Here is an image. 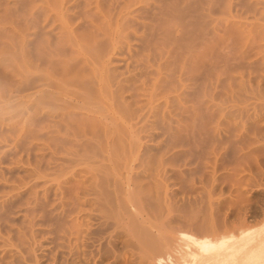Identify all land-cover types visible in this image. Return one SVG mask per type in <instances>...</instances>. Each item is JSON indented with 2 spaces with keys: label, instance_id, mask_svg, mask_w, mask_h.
<instances>
[{
  "label": "bare ground",
  "instance_id": "1",
  "mask_svg": "<svg viewBox=\"0 0 264 264\" xmlns=\"http://www.w3.org/2000/svg\"><path fill=\"white\" fill-rule=\"evenodd\" d=\"M262 2L0 0V143L11 139L28 166L22 184L0 194V223L10 225L14 238L0 234L9 246L2 252L37 261L44 245L39 225L59 232L68 246L86 237L95 216L100 224H127L137 250L160 264L171 201L165 134L176 142L180 123L197 129L208 114L209 87L257 97L251 82L264 47ZM42 109L62 123L39 140L47 121ZM172 109L190 112L187 123ZM215 249L213 264L260 257L253 249Z\"/></svg>",
  "mask_w": 264,
  "mask_h": 264
},
{
  "label": "rangeland",
  "instance_id": "2",
  "mask_svg": "<svg viewBox=\"0 0 264 264\" xmlns=\"http://www.w3.org/2000/svg\"><path fill=\"white\" fill-rule=\"evenodd\" d=\"M239 11L244 17L247 15L243 9ZM263 49L264 47H261L259 50L261 55H257L258 59L261 58L260 67L256 70L257 78L251 82L249 80L251 75L246 71L243 72V78L247 79H244L245 82L248 81L246 86L247 84L249 86V81L257 85L258 94L255 99L249 93H238L235 88L209 87L211 100H204L208 114L204 116V120L198 121L197 129L192 132L193 129L187 128V125L185 130L184 123H180L178 125L181 127L180 139L176 142L165 134L167 137L164 138L165 141L171 143L169 147L167 145L164 147V171L170 188L168 192L171 201L168 200L164 208V245L163 252L159 256L160 264H199V262L213 264L214 258L211 259L209 256L217 247V252L233 251L234 248V251L245 250L247 253L252 249L256 250L254 252H258L256 254L260 256L258 259L237 258L233 262L264 264V61L262 60L264 53L261 52ZM254 54L250 53V58L254 59ZM185 104L184 108H191L193 101H186ZM186 109L183 110L187 111ZM42 110L41 116L46 109L43 112ZM174 111L172 109L173 118L178 115L179 120L182 116V122L189 120L187 115L189 116L190 112L180 113L182 111L177 110L182 114L180 115ZM47 113L43 114V120L47 121L44 122V127L41 124L42 128H39L37 137L39 140L53 132L59 122L62 123L57 119L58 117H53V122L52 116L49 117ZM172 122L173 125L176 124L174 119ZM3 140L0 143V194L11 193L12 187L22 184V177L28 170L27 154L13 151L10 145L11 139H8V142ZM94 217L89 232L86 230L83 233H88L86 237L84 235L81 241L77 240L78 244L72 239L68 241L67 244L70 243L68 246L66 238L63 237L65 243L59 240L62 239L60 235L58 238L59 232L54 233V230L49 229V225L39 222L42 230L39 238L42 237L44 245L42 250L36 251L37 261H32L34 258L29 256H26L29 261L24 260L25 263L20 262L21 258L16 259L18 255L15 259L10 258L11 253L2 252L3 249L8 250L9 246L0 240V248L3 245L0 252L4 254L0 253V264L152 263L149 252L140 253L141 251L137 250L135 243L127 235V224L117 225L113 220H110L108 225L100 224ZM199 223L205 224L209 229L206 228V231L198 229ZM195 224H198L197 227ZM0 228L2 236L7 237L11 232L8 231L10 225L0 223ZM171 235L173 237L170 239ZM9 236L14 241L11 233ZM202 242L206 243L203 248L206 249L210 244L212 249L207 248L206 252L200 246ZM168 243L169 246H166L165 244ZM222 244L223 247H220ZM244 245L246 247H243ZM204 253L208 255L206 256L208 259ZM229 264L233 263L229 262Z\"/></svg>",
  "mask_w": 264,
  "mask_h": 264
}]
</instances>
